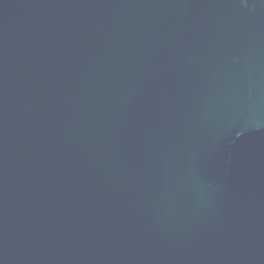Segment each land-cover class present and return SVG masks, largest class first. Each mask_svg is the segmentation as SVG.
Listing matches in <instances>:
<instances>
[{
  "label": "water",
  "instance_id": "95a60500",
  "mask_svg": "<svg viewBox=\"0 0 264 264\" xmlns=\"http://www.w3.org/2000/svg\"><path fill=\"white\" fill-rule=\"evenodd\" d=\"M0 264H264V0H0Z\"/></svg>",
  "mask_w": 264,
  "mask_h": 264
}]
</instances>
